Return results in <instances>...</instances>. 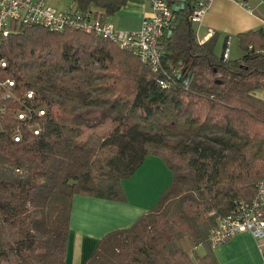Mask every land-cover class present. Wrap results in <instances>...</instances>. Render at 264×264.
<instances>
[{
    "label": "trees",
    "instance_id": "trees-1",
    "mask_svg": "<svg viewBox=\"0 0 264 264\" xmlns=\"http://www.w3.org/2000/svg\"><path fill=\"white\" fill-rule=\"evenodd\" d=\"M74 1L105 16L126 3ZM197 2L167 1L174 20L156 72L79 29L12 22L0 35V82L14 81L10 98L0 92V264H65L74 196L125 202L123 182L151 155L169 184L129 227L105 233L84 264H217L210 229L264 180V99L255 95L264 89V28L238 34L241 55L224 59L221 34L196 37L188 17ZM80 91L115 113L106 129L78 122L69 103ZM27 107L44 115L18 120ZM184 237L202 249L194 261Z\"/></svg>",
    "mask_w": 264,
    "mask_h": 264
},
{
    "label": "crops",
    "instance_id": "crops-1",
    "mask_svg": "<svg viewBox=\"0 0 264 264\" xmlns=\"http://www.w3.org/2000/svg\"><path fill=\"white\" fill-rule=\"evenodd\" d=\"M49 2L54 8L62 10L75 1L49 0ZM150 2L151 0H126V3L111 16H105V11L95 5H90L88 9L99 12L113 22L118 29L136 31L140 28L142 19L151 15ZM177 7L178 5L173 3V8ZM193 28L199 42L205 41L214 32L221 34L217 53L223 51L224 38L227 36L226 46L229 47V57H239L242 52L237 35L249 30L264 28V0H211L202 19L193 22ZM232 44L239 50L234 55H232ZM257 96L264 99V93ZM151 157L156 156H148L149 160L146 159L141 167L148 161L153 163L154 158ZM161 164L165 167L162 162ZM162 169L163 181L167 183H163V187L158 191H156V185L159 184L160 179L154 178L152 173L147 174L145 170L138 172V169L132 177L136 175L135 182L142 183L143 186L146 184L147 194L143 193L131 198L126 191L127 185H125L127 198L125 202L75 195L72 202L65 264H84L105 233L129 227L137 218L152 208L161 190L170 182L169 170L165 167L164 172ZM131 178L125 180L127 184L130 183ZM261 244H264V240H256L249 232L244 231L234 234L223 243L213 247V252L217 264H264V252L259 248ZM200 249V247L197 248V251ZM201 253L202 249L198 254Z\"/></svg>",
    "mask_w": 264,
    "mask_h": 264
},
{
    "label": "built area",
    "instance_id": "built-area-1",
    "mask_svg": "<svg viewBox=\"0 0 264 264\" xmlns=\"http://www.w3.org/2000/svg\"><path fill=\"white\" fill-rule=\"evenodd\" d=\"M211 0H198L188 19L198 22L205 14ZM151 15L144 17L141 26L136 31L118 29L113 22L102 14L91 9H82L75 2L67 8L58 10L49 0H0V35L6 36L12 22L42 26L50 31L79 29L95 36L110 40L119 47L132 51L138 59L148 65L152 71H158L162 55L161 38L173 25V11L167 0H151ZM223 58L227 59L228 45L223 50ZM0 66L6 62L1 60ZM14 86L13 80L0 82L1 95L10 98L9 87ZM27 99L33 98V92L26 93ZM5 113L0 105V116ZM44 115V109L27 107L16 113L20 121L31 120L34 115ZM30 130L34 135L40 131L38 123L32 124ZM21 135L15 134L13 139L18 141ZM249 232L256 240H264V180H261L254 197L250 201L236 200L232 210L221 217L209 231V241L215 247L234 234ZM264 252V244L260 245Z\"/></svg>",
    "mask_w": 264,
    "mask_h": 264
},
{
    "label": "rangeland",
    "instance_id": "rangeland-1",
    "mask_svg": "<svg viewBox=\"0 0 264 264\" xmlns=\"http://www.w3.org/2000/svg\"><path fill=\"white\" fill-rule=\"evenodd\" d=\"M232 46H233V44H232ZM238 51L239 50L236 47H234V46L232 47V55H234L235 53H238ZM228 55H229V53H228ZM85 81H88V80H85ZM260 93H264V89H259L256 91V95H260ZM75 95L77 96L76 100H74L72 102L70 101L69 104H71L70 106H72V110H73L72 113L80 115V119L79 118L77 119L78 122H80L81 124H87V125L96 124V126H94L93 128L90 129V130L95 131V132H100L101 130L106 129L107 122L115 113L112 115L106 109H104V107L96 106L95 104L91 103L89 101L91 93H88L85 91H80V92L75 93ZM90 130H89V132H91ZM170 138L172 140L181 141L182 139H184V136L177 135V136H170ZM151 158H154L153 163H150V161H148L146 163V165L139 168L138 172H141L140 170H145L147 172V174L152 173L154 178H156L158 180L160 179L159 184L156 185L157 186L156 191H158L161 187H163V185H164L163 183H165V184L167 183L166 181H163V174L161 171V168H163L162 170H164V172L166 169L161 164L158 157H151ZM147 160H149V159H147ZM135 176L130 179L129 184H127V181H125V183H124V186L127 185L126 191L131 198H134V196L138 197L143 193L147 194V189L145 188L146 184L143 186L142 183L135 182L134 181ZM180 244L182 245V247L185 250H187L191 253L193 261H194V257L196 256V254H198V252L201 249L197 251V248H199V247L193 246L187 237L182 238L180 240Z\"/></svg>",
    "mask_w": 264,
    "mask_h": 264
}]
</instances>
